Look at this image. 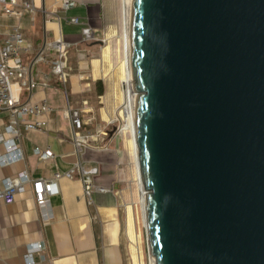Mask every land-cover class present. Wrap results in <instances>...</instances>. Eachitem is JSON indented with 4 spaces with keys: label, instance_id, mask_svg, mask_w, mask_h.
Wrapping results in <instances>:
<instances>
[{
    "label": "water",
    "instance_id": "95a60500",
    "mask_svg": "<svg viewBox=\"0 0 264 264\" xmlns=\"http://www.w3.org/2000/svg\"><path fill=\"white\" fill-rule=\"evenodd\" d=\"M155 264H264V0H132Z\"/></svg>",
    "mask_w": 264,
    "mask_h": 264
},
{
    "label": "crops",
    "instance_id": "0c3cea01",
    "mask_svg": "<svg viewBox=\"0 0 264 264\" xmlns=\"http://www.w3.org/2000/svg\"><path fill=\"white\" fill-rule=\"evenodd\" d=\"M34 5V14L25 11L20 18L0 16V40L19 22L28 41L33 45L30 53L24 55L25 62L32 68L35 79L50 72L54 53L48 43L59 36L79 43L82 28L90 27L96 35L94 43L102 44V36L112 32V0H75L76 5L63 9V0H25ZM59 13L60 19L52 17L51 11ZM77 16L79 23L69 18ZM98 39V40H97ZM99 41V42H98ZM38 54L46 60L32 64ZM52 87L25 86L20 91L23 100L36 101L47 97L55 110L50 116L46 130L22 128L20 145L24 157L12 164L0 165V179L25 170L32 178L50 177L55 170H67L76 162L85 167H98L99 183L110 188L108 192H93L86 197L83 184L76 175L58 181V192L49 197V204L41 210L34 199L32 186L17 194L12 203L0 197V264H26L24 254L27 244L43 240L46 244L47 262L44 264H129L127 261L124 235L129 233L130 215L126 189L119 178L120 162L114 149L91 144L77 152L73 142V129L64 112L69 93L86 92L88 83L80 81L77 90L68 93L65 83L50 75ZM61 95L62 103L54 100ZM85 99H82L84 101ZM76 106V105H75ZM79 106V105H78ZM9 119L6 111H0V127ZM91 132L90 130H87ZM92 133V132H91ZM98 136V137H97ZM101 138L95 135L94 139ZM93 140V139H92ZM98 140H96L97 142ZM50 149L54 156L41 159L34 147Z\"/></svg>",
    "mask_w": 264,
    "mask_h": 264
},
{
    "label": "built area",
    "instance_id": "2783aa9c",
    "mask_svg": "<svg viewBox=\"0 0 264 264\" xmlns=\"http://www.w3.org/2000/svg\"><path fill=\"white\" fill-rule=\"evenodd\" d=\"M76 5L75 0H63L60 6L68 9ZM34 5L25 0H0V16H14L20 18L25 11L34 14ZM52 17L60 19L59 13L51 11ZM72 23H79L77 16L69 18ZM81 42L96 39L95 32L88 26L81 31ZM79 42L70 41L59 36L51 40L47 45L54 53L51 60L50 72L45 73L43 78L35 79L32 76V68L25 62L24 55L30 53L33 45L26 38L21 24L17 22L12 30L0 40V111H6L9 119L0 127V165L5 166L15 163L24 157L23 148L20 145L22 128L26 130H46L49 126L50 116L55 110L47 97L39 100H23L20 96L22 87H52L50 75L56 76L62 82L67 81L68 62L67 53L69 48ZM46 60L45 55L38 54L32 61L34 63ZM88 102L82 101V106H75L66 102L64 112L69 118L73 129V142L77 152H82L91 145V141L98 135L88 132L86 124L92 119L87 117L90 110ZM34 152L41 159L54 156L50 149L40 146L34 147ZM98 167H85L76 162L67 170H55L50 177L32 178L25 170H20L14 175L0 179V197L6 203H12L17 194L24 192L26 186L31 184L32 192L37 206L43 210L49 204V197L58 192V181L62 178H73L76 175L83 184V192L86 197H91L93 192H108L109 187L99 183ZM46 244L43 240H37L27 244L24 254L26 264H44L47 262Z\"/></svg>",
    "mask_w": 264,
    "mask_h": 264
},
{
    "label": "rangeland",
    "instance_id": "374dc122",
    "mask_svg": "<svg viewBox=\"0 0 264 264\" xmlns=\"http://www.w3.org/2000/svg\"><path fill=\"white\" fill-rule=\"evenodd\" d=\"M122 7L123 0H112V32L110 36H102L103 39H99L102 40V44H93L95 39L69 48L67 53L69 76L65 87L69 93L73 89L72 81L75 83L74 90H77L80 81L88 83L86 92L69 93L71 94L69 98L77 101L76 106H82V99L88 102L87 108L90 110L86 115L92 119L85 127L92 133L100 131L101 135L99 139L93 138L91 144L114 149L120 159L117 168L120 173L119 178L126 189L122 199L126 198L125 202L131 216L129 217L130 234L124 235L127 261L129 264H151L139 200L131 134L128 129L121 130L126 123L122 80V59H124ZM100 87H102L101 92H99ZM54 100L62 103L61 95H54Z\"/></svg>",
    "mask_w": 264,
    "mask_h": 264
},
{
    "label": "bare ground",
    "instance_id": "6f19581e",
    "mask_svg": "<svg viewBox=\"0 0 264 264\" xmlns=\"http://www.w3.org/2000/svg\"><path fill=\"white\" fill-rule=\"evenodd\" d=\"M131 6H132V0H123L122 22H123L124 59H122L123 60V65H122L123 66L122 67L123 78H122V80H123V91H124L123 95L125 98L126 123L121 128V130H127L128 129L130 131V134H131V146L133 149V156H134L135 166H136V175H137V180H138V184H139V200H140L141 207H142L143 222L145 225V223H146V220H145V193H146V191H145L143 183L140 179L139 162H138V147H137L136 138H135V122H134V120H135L136 91L133 88V80L131 78V73H130V59H129ZM104 49H105V47H104ZM150 263L155 264V259L153 257H150Z\"/></svg>",
    "mask_w": 264,
    "mask_h": 264
},
{
    "label": "trees",
    "instance_id": "16d2710c",
    "mask_svg": "<svg viewBox=\"0 0 264 264\" xmlns=\"http://www.w3.org/2000/svg\"><path fill=\"white\" fill-rule=\"evenodd\" d=\"M102 91V87H100V90H99V92H101Z\"/></svg>",
    "mask_w": 264,
    "mask_h": 264
}]
</instances>
